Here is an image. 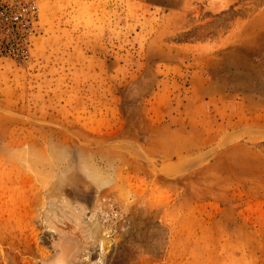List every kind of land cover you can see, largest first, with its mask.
Returning a JSON list of instances; mask_svg holds the SVG:
<instances>
[{
	"label": "rangeland",
	"instance_id": "obj_1",
	"mask_svg": "<svg viewBox=\"0 0 264 264\" xmlns=\"http://www.w3.org/2000/svg\"><path fill=\"white\" fill-rule=\"evenodd\" d=\"M0 264H264V0H0Z\"/></svg>",
	"mask_w": 264,
	"mask_h": 264
}]
</instances>
